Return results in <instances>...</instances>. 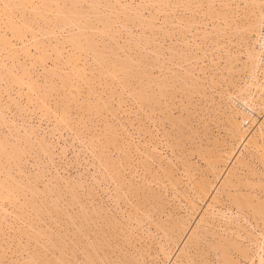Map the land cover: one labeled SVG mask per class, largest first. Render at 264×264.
<instances>
[{"label": "rangeland", "instance_id": "rangeland-1", "mask_svg": "<svg viewBox=\"0 0 264 264\" xmlns=\"http://www.w3.org/2000/svg\"><path fill=\"white\" fill-rule=\"evenodd\" d=\"M23 1L29 7L18 10L17 17L6 18L0 14V185L4 189L0 190V197H6L2 200L3 203L0 201V242L3 241L6 230L14 225L17 230L34 229V236L36 233L42 234L45 239L41 242L45 246L51 245L47 256L51 260L63 258L62 260L85 262L88 256L87 261H100L99 258L102 259L101 262L134 261L145 257L167 262L162 256L163 250L164 253L169 249L174 252L169 256L168 261H171L178 250L186 245L184 249H187L186 257L189 255V258L187 257L186 262L183 259L182 264H205V261L206 264H219V253L214 252L212 246L217 244L220 235L230 242L235 237V230L238 229L240 234L246 228L244 230L249 229V233H254L259 238L255 222H251V219L249 221L248 217L246 220L241 218L236 208L229 206V200H224V194L237 192L231 188L225 190V193L219 190L217 199L219 198L220 204L217 202L213 204V208L206 209L207 213L213 211V214H207L206 222L197 227V242L201 245L196 243L197 246L188 245L187 248L186 244L189 240L187 237L192 232L190 230H193L196 220L205 210L203 208H206L209 196L211 198L214 194L218 180L224 177L223 171L227 172L230 167L233 161L230 158L233 159L238 151L239 146L228 126L229 117L236 121L240 119V127L248 123L246 128L242 127L247 134L264 118L263 56L259 54L260 62L253 67L249 66V60L244 54L250 50H259L257 46L264 37L260 27L255 26L247 33L249 38L242 60L228 62L226 66L214 63L213 58L218 62L220 54L218 51L214 52L212 47H208L206 53L201 51L198 56L188 59L178 55L174 50L182 49L183 42L172 40L169 30H159L151 20L128 24L126 18L135 10L112 7L156 1L157 4L182 3L186 0H52L48 5L41 0H30V3L29 0ZM23 1L0 0V5H23ZM249 1L251 0H214L216 3L252 5L253 0L252 4ZM36 5L42 7H33ZM240 9H233L231 12L244 16L251 11L254 17L257 13L255 8ZM166 11L170 10H153L152 16H163ZM2 12L3 9L0 8V13ZM242 23L240 26H244ZM189 59H192L191 63ZM244 60L247 61L244 65L246 68L242 67ZM72 64L74 65L70 66ZM225 76L228 80L221 86ZM230 81L236 85V89H233ZM241 88L252 96V112L238 100L237 92ZM228 94L229 98L233 95L232 102L227 97ZM247 103L251 105L249 101ZM244 110L249 115L254 112L253 115L258 117L253 116L255 125L249 120L241 122ZM223 113L227 114L225 116L228 120L223 119ZM215 140L222 144L217 141L215 144ZM257 140L264 148V142ZM197 145L206 148L203 152L207 151L205 154L208 158L209 155L210 158L214 157L217 151H233L227 162L218 165V180L213 181L209 165L200 159L208 158L203 153L200 155L202 148ZM195 150L202 157H197ZM250 151H242L241 158L249 166L243 167L241 173L236 172V175L243 174L242 181L248 179L256 182L258 179L264 182V162L257 159L260 153ZM224 153L219 155L226 158ZM187 166L190 167L186 168ZM159 167L166 170L162 172L163 175ZM223 167H227V170ZM167 172L177 180L176 183L171 182L173 179ZM250 172L255 175L251 176ZM165 177L171 179L166 180ZM198 177L201 180L205 177L207 179L204 180L213 184V189L211 187L207 192L206 200L202 203L194 201L193 196V179L200 181ZM6 189L11 190L13 197ZM178 194H182L185 200L190 197L189 200L194 201L193 211L188 210L190 207L186 204L187 200H183ZM154 195L160 196L156 198L157 201L151 198ZM175 220L181 221L183 229L187 230L182 232L183 235L178 236L177 230L168 225V222L176 223ZM186 220L188 221L184 226ZM159 222L162 229L170 226L164 229L171 231L167 232L172 238L167 237L168 233L164 230L157 228ZM154 223L157 225L154 226ZM237 224L240 228L244 227L239 229L235 226ZM202 227L204 231L206 229L208 233L211 232L210 235L216 236L210 238L206 231L205 235ZM229 229H234V233ZM242 235L244 236V232ZM210 241L211 243H206ZM248 243L246 241L248 250L253 249L254 246ZM159 245L163 247L160 248ZM234 256L232 253V258H239Z\"/></svg>", "mask_w": 264, "mask_h": 264}, {"label": "snow or ice", "instance_id": "snow-or-ice-1", "mask_svg": "<svg viewBox=\"0 0 264 264\" xmlns=\"http://www.w3.org/2000/svg\"><path fill=\"white\" fill-rule=\"evenodd\" d=\"M29 7L21 4H3L0 13L6 18H15L20 9ZM42 7V6H33ZM61 7V6H57ZM71 7V6H63ZM112 7L135 10L133 14L126 18L128 23H139V21L151 20L153 26L159 30H169L170 38L177 42H183L182 49H175L178 55L188 59L198 56L201 51L207 52L208 47H212L214 52H219L220 60L214 63L226 65L228 62L243 58V49L247 44V33L254 29L258 19L259 27L264 32V0H260L259 17L254 14L241 16L238 13H232L233 9L255 8L256 5H234L230 3H216L214 0H186V2L177 3H146V4H121ZM166 11L163 16H152L153 10ZM245 25L240 27V23ZM264 56V48H262ZM189 59V63H191ZM244 63H247L246 61ZM234 67V65H233ZM227 81V77L221 81V86ZM151 103V101H148ZM107 105H105V108ZM164 114L161 113L163 120ZM114 119V118H113ZM249 219L257 217V212L251 206L247 209ZM258 223L264 226V204L261 205L258 213ZM31 231L17 230L15 226L8 228L5 232L3 241L0 242V264H171V261H163L154 258L140 257L134 261L126 260H105V261H87L79 260H51L47 256L51 245L45 246L41 241L45 237ZM264 232V227L261 228ZM15 232V235L13 234ZM235 250L236 257H243L249 254L246 247V240L242 236H235L229 242V250ZM150 250V246H149ZM261 251L264 253V244L261 245ZM179 264V262H177ZM226 264H247L246 260L234 258ZM254 264V261L252 262ZM261 264H264V255L261 257Z\"/></svg>", "mask_w": 264, "mask_h": 264}, {"label": "bare ground", "instance_id": "bare-ground-1", "mask_svg": "<svg viewBox=\"0 0 264 264\" xmlns=\"http://www.w3.org/2000/svg\"><path fill=\"white\" fill-rule=\"evenodd\" d=\"M23 1V0H22ZM38 1V0H37ZM36 1V2H37ZM45 5H48L50 2H52V0H41ZM230 1V0H229ZM42 2H41V4H42ZM58 2V1H57ZM100 2V1H99ZM157 2V1H156ZM155 2V3H156ZM219 2V1H218ZM224 2H226V1H224ZM239 2V1H238ZM245 2H248V1H245ZM252 2V0L251 1H249V3H251ZM25 3H27V2H25V1H23L22 2V4L23 5H25ZM29 3H30V0H29ZM53 3L55 4V2L53 1ZM80 3V2H79ZM153 3V2H152ZM221 3V2H220ZM259 3H260V0H253V4L254 5H256V7H255V9H257V13L255 14V18H258L259 17V13H260V8H259ZM76 4V3H75ZM235 4H236V2H235ZM247 4V3H246ZM252 4V3H251ZM32 5V4H31ZM237 5H238V3H237ZM242 5H244V3L242 4ZM250 5V4H249ZM29 6V5H28ZM37 6V5H36ZM51 6V5H50ZM37 8V7H36ZM2 9V8H1ZM55 10V9H54ZM59 10V9H58ZM58 10H57V14H58ZM63 10V9H62ZM240 10H242V9H240ZM250 10V9H249ZM52 11V10H51ZM164 11V10H163ZM245 11V10H244ZM254 11V10H253ZM60 12V11H59ZM25 13V12H24ZM29 13V12H28ZM36 13V12H35ZM73 13H74V11H73ZM110 13V12H109ZM242 13V12H241ZM252 13H254V12H252ZM60 14V13H59ZM58 14V15H59ZM250 14H251V11H250ZM76 15V14H75ZM78 15V14H77ZM34 16V15H33ZM79 16H80V14H79ZM35 18V17H34ZM33 18V19H34ZM2 19V18H1ZM68 21V20H67ZM70 21V20H69ZM79 21H80V19H79ZM74 23H76V22H74ZM129 24V23H128ZM243 24V23H242ZM125 25V24H124ZM242 26V25H241ZM240 26V27H241ZM245 26V25H244ZM244 26H242V27H244ZM255 26H257V28L259 27V22H258V19L256 20V24H255ZM12 27V26H11ZM75 27V26H74ZM92 28V27H91ZM90 28V29H91ZM256 28V27H255ZM23 29V28H22ZM81 29V28H80ZM104 29V28H103ZM19 30V29H18ZM257 30V29H256ZM105 32V31H104ZM262 32V31H261ZM256 33V32H255ZM36 34V33H35ZM249 34V33H248ZM1 36V35H0ZM264 36V34L262 35V37ZM87 37V36H86ZM261 37V36H260ZM261 37V38H262ZM249 38V37H248ZM251 40V39H250ZM262 40V42H260L259 43V46H257V47H259V50H256V51H252V50H250V51H247L246 53H244V54H246V58H248L247 60H249V66L251 65V66H253L254 67V65H257V63L258 62H260L259 60V58H260V56H259V54L260 53H262V48H264V37L261 39ZM85 41H86V39H85ZM90 41V40H89ZM257 45H258V43H257ZM258 49V48H257ZM95 50V49H94ZM243 50H245V47H244V49ZM255 50V49H254ZM245 52V51H244ZM168 54V53H167ZM101 55V54H100ZM74 56V55H73ZM94 56V55H93ZM97 56V55H96ZM95 56V57H96ZM94 57V58H95ZM176 57V56H175ZM99 58H101V57H99ZM245 58V57H244ZM192 60V59H191ZM262 60H264V56H263V58H262ZM93 61H95V60H93ZM103 61V60H102ZM102 61H100V62H102ZM233 61H237V60H233ZM244 61H246V60H244ZM71 62V61H70ZM121 62V61H120ZM247 62V61H246ZM73 63V62H72ZM103 63V62H102ZM105 63V62H104ZM235 63V62H234ZM262 63V62H261ZM78 64V63H77ZM106 64H107V62H106ZM233 64V63H232ZM264 64V63H263ZM66 65V64H65ZM74 64H72V65H70V66H73ZM123 65V64H122ZM121 65V66H122ZM177 65V64H176ZM245 63H243V68H246L245 66ZM119 66V65H118ZM124 66V65H123ZM227 66V65H226ZM248 66V65H247ZM263 66V65H262ZM74 67H76V66H74ZM125 67V66H124ZM253 67H252V69H251V71L253 70ZM153 68V67H152ZM230 68H232V67H230ZM250 68V67H249ZM23 69V68H22ZM68 69H70V68H68ZM76 69V68H75ZM80 69V68H79ZM103 69V68H102ZM112 69H114V67L112 68ZM186 69H187V67H186ZM238 69V68H237ZM236 69V70H237ZM263 69V68H262ZM73 70V69H72ZM159 70V69H158ZM227 70V69H226ZM232 70V69H231ZM244 70V69H243ZM242 70V71H243ZM256 70H257V68H256ZM23 71V70H22ZM78 71V70H77ZM235 71V70H234ZM241 71V70H240ZM250 71V72H251ZM254 71H255V68H254ZM259 71H261V70H259ZM187 72V71H186ZM249 72V71H248ZM71 73H72V71H71ZM118 73H119V71H118ZM171 73V72H170ZM188 73V72H187ZM264 73V72H263ZM76 74V73H75ZM110 74H112V73H110ZM125 74V73H124ZM234 74H236L235 72H234ZM252 74V73H251ZM253 74H256V73H253ZM258 74V73H257ZM22 75V74H21ZM70 75V74H69ZM68 75V76H69ZM78 75V74H77ZM100 75V74H99ZM127 75V74H126ZM264 75V74H263ZM79 76V75H78ZM103 76V75H102ZM238 76V75H237ZM249 76V75H248ZM255 76V75H254ZM250 77V76H249ZM74 78V77H73ZM124 78V77H123ZM238 78V77H237ZM246 78V77H245ZM257 78V75H256V77H255V79ZM19 79V78H18ZM65 79H66V77H65ZM186 79V78H185ZM190 79V78H189ZM224 79V78H223ZM68 81H69V79H67ZM66 80V81H67ZM228 80V79H227ZM253 80V79H252ZM262 80V79H261ZM177 81V80H176ZM189 81H191V80H189ZM235 81V80H234ZM248 81V80H247ZM256 81V80H255ZM260 82V81H259ZM258 82V83H259ZM19 83V82H18ZM70 83H71V81H70ZM195 83H196V80H195ZM214 83V82H213ZM253 83V82H252ZM23 84V83H22ZM22 84H20L21 86H22ZM159 84V83H158ZM229 84V83H228ZM230 84H232V86H234L233 84L234 83H231V81H230ZM248 84V83H247ZM255 84V83H254ZM12 85V84H11ZM19 85V86H20ZM27 85H29V84H27ZM186 85V84H185ZM196 85V84H195ZM241 85V84H240ZM260 85V84H259ZM263 85H264V82H263ZM23 86H24V84H23ZM64 86V85H63ZM188 86H189V83H188ZM198 86V85H197ZM231 86V85H230ZM244 86H245V84H244ZM249 85H247V87H248ZM254 86H256V85H254ZM253 86V87H254ZM124 87H125V85H124ZM190 87H192V85L190 86ZM251 87V86H250ZM257 87V86H256ZM262 87V86H261ZM21 88V87H20ZM30 88V87H29ZM61 88H63L62 86H61ZM70 88V87H69ZM176 88V87H175ZM197 88V87H196ZM199 88H200V86H199ZM237 88H238V86H237ZM259 88H260V86H259ZM258 88V89H259ZM64 89V88H63ZM68 89V88H67ZM128 89V88H127ZM233 89H236V85L234 86V88ZM253 89H255V87L253 88ZM71 90V89H70ZM69 90V91H70ZM124 90V89H123ZM180 90V89H179ZM196 90H199V89H196ZM249 90H250V88H249ZM26 91V90H25ZM137 91V90H136ZM195 91V90H194ZM232 91V90H231ZM247 91V90H246ZM244 89L242 90V88H241V90L239 89L238 90V92H237V95L239 94V101H240V104L241 103H243L245 106H247V108L249 109V110H251V112H252V110H254L253 109V100H252V96H250V94H247V92H246ZM29 92V91H28ZM138 92V91H137ZM243 92V93H242ZM254 91L252 90V93H253ZM260 92H262V91H260ZM204 93V92H203ZM228 93V92H227ZM226 93V94H227ZM231 93V92H230ZM259 93V92H258ZM263 93V92H262ZM31 94H32V92H31ZM73 94V93H72ZM194 94V93H193ZM264 94V93H263ZM74 95V94H73ZM162 96V95H161ZM229 94H228V98H229ZM235 96V95H234ZM37 97V96H36ZM74 97V96H73ZM147 97V96H146ZM225 97H226V95H225ZM231 97H233V95L231 96ZM229 98L230 99V101H231V99L232 98ZM255 97V96H254ZM253 97V98H254ZM86 98V97H85ZM138 98V97H137ZM256 98H258V96H256ZM146 99V98H145ZM148 99V98H147ZM223 99V98H222ZM237 99H236V102H237ZM139 100V99H138ZM233 100H235V98L233 99ZM247 101H249L250 102V104L251 105H249L248 103H247ZM260 101H261V99H260ZM260 101H259V103H260ZM142 102V101H141ZM232 102V101H231ZM230 102V103H231ZM224 103H225V101H224ZM235 103V102H234ZM238 103V102H237ZM262 103V102H261ZM263 103H264V101H263ZM239 104V103H238ZM243 104H241V105H243ZM39 105V104H38ZM217 105H219V104H217ZM249 105V106H248ZM45 106V105H44ZM235 106V105H234ZM238 106V105H237ZM261 106V105H260ZM64 107V106H63ZM236 107V106H235ZM239 107V106H238ZM262 107V106H261ZM260 107V108H261ZM67 108V107H66ZM226 108V107H225ZM231 108V107H230ZM242 108H243V106H242ZM244 109H245V107H244ZM258 109V108H257ZM262 109V108H261ZM261 109H260V111H261ZM247 110V109H246ZM249 110H247V111H249ZM223 111V110H222ZM256 111V110H255ZM194 112H195V110H194ZM224 112H225V110H224ZM228 112V111H227ZM244 112L245 113H242L243 115L240 117L241 118V122H244L245 120H249V121H251V123L252 124H254V119H253V116L255 117V115H253V114H255L254 112H253V114L251 115H249V113L247 114L246 113V111L244 110ZM202 113V112H201ZM220 113H222V112H220ZM230 113V112H229ZM259 113V112H258ZM258 113H256V114H258ZM44 114V113H43ZM188 114V113H187ZM232 114V113H231ZM262 114V113H261ZM194 115V114H193ZM218 115V114H217ZM225 115H227V114H224L223 113V119H227V116H225ZM236 115V114H235ZM241 115V114H240ZM263 115H264V113H263ZM191 116V115H190ZM231 116V115H230ZM250 116H252V117H250ZM79 117V116H78ZM198 117V116H197ZM229 117V116H228ZM236 117V116H235ZM234 117V118H235ZM48 118V117H47ZM199 118V117H198ZM230 118V120L229 121H227V122H229V125L228 126H230V132H231V134H232V137L233 138H235V141H236V145H238L239 146V148H238V151L235 153V157L233 156V159L232 158H230L231 157V155L233 154V151L231 152H227V153H224L223 151V153L224 154H226V158H222L220 155H219V153L220 154H223L221 151L219 152V151H217L216 152V154L214 155L212 152H208V153H212L213 155H214V157H211L210 158V155H209V158L207 157V155L205 154V152H207V151H204L203 152V150H206V148L204 147V149L202 148V146L200 147V146H198V147H200V149L202 148V152L200 151V155L203 153V154H205L206 155V158H208V159H204L202 156H200V155H197L198 153L196 152V150H195V153H196V155H197V157H202V158H200V159H203V160H201V161H206L205 163H206V165L208 164L209 165V169H211V173H210V170H208V173H210L211 174V176H212V179H213V181H216V179L218 180V175L220 176V171L218 170V165L220 164V163H225V162H227V159H229L230 158V160H233L232 162H231V165H230V167L228 168V170L225 168V167H223V168H225L226 170H227V172H224L223 171V175H224V177L222 178V179H220V181L218 180V182H219V184L217 183V185L218 186H215V189H214V194L212 195V194H210V195H212V197L210 198V196H209V202L207 203L206 201H205V203H207V204H205V206H206V208H203V209H205V210H203V213L201 214V215H199L200 217L196 220V224H195V227L193 228V230H190V231H192L191 233H190V231L188 230V232L190 233L189 234V236L187 237V239H189L188 241H187V248H188V245L190 246L191 245V247L192 246H197V244L196 243H198L197 241H199V240H197V235H198V233H196V230L198 229L197 227H198V225H202L203 223H205L206 221V218H207V214H210V213H212L213 214V211H211L210 213H207V211L208 210H206V209H208V208H213V204H215V203H219V201H218V199H217V197H218V191L220 190L221 192H223L224 191V193L226 192L225 190H228V189H231V188H234V189H236L237 190V192H235V194L233 193V191H232V195L230 194V195H228L229 194V192H228V194L226 193V194H224V193H222V194H224L223 195V197H226V198H224V200L225 199H227V201L229 200V206H233L234 208H236V210L238 211L237 213L239 214L240 213V215H241V218H243L244 220H246L247 218L246 217H248L249 218V215H248V213H247V209L249 208V206H251L253 209H255V211L257 212V217H252L251 218V222H252V220H253V222H255V225L258 227V229H259V232H258V236H259V238L258 237H255V235H254V233H253V235H252V233L250 232H248V230L246 231V230H244V229H246V228H244V229H242L243 227H244V225L242 226V228H240V225L239 224H237V225H235V226H237V227H239V229H242V231H241V233L239 234V232H238V229L237 230H235V233L233 232V230H230V231H232L233 233H234V236H242V237H244L245 238V240L246 241H248L249 243L248 244H250L251 243V245L252 246H254V250L252 249H249V254L247 255V256H243V257H239L240 259H243V260H246V261H248V263L249 264H252V262L254 261V264H261V257H262V255H264V253H262V251H261V245L262 244H264V232H262L261 231V228L262 227H264V226H262V225H260L259 223H258V213H259V209H260V207H261V205L262 204H264V182L262 181H260V180H258L257 179V181L255 182H251L250 180V182L248 181V179H245V180H241V177H242V175H238V173H237V175H236V172H239L243 167L245 168L246 166H247V164L245 165L244 164V162H245V160H242V158H241V156H242V151H245V152H247L248 150L250 151H255L256 152V154L257 153H260L259 154V156H257L256 158L258 159V160H260V162L262 161V162H264V148L262 147V145L260 144L259 145V143H258V140L257 139H260V140H262L263 142H264V118L263 117H261V118H263L262 119V121L261 122H259V124L257 125H255L256 126V128L255 127H253V128H255L254 130L252 129V132L250 131V133H246V131L245 130H243L244 128H242V127H245V125H246V127H247V125H248V123L247 124H245L244 126H242V127H240V122H238V121H236V119H232V117H229ZM238 118V117H237ZM255 118H258V117H255ZM196 119V118H195ZM213 120V119H212ZM228 120V119H227ZM256 120V119H255ZM170 121H171V119H170ZM169 121V122H170ZM218 121V120H217ZM248 121V122H249ZM257 121V120H256ZM255 121V122H256ZM226 122V121H225ZM227 122H226V124H227ZM257 122V123H258ZM171 123H173V121L171 122ZM250 123V122H249ZM250 123V124H251ZM188 125V124H187ZM250 126V125H249ZM245 127V128H246ZM227 128V127H226ZM242 128V129H241ZM252 128V127H251ZM193 130V129H192ZM249 130H251V129H249ZM248 131V130H247ZM229 132V131H228ZM187 133V132H186ZM189 134V133H188ZM230 135V134H229ZM189 136V135H188ZM187 136V137H188ZM166 137V136H165ZM191 140V139H190ZM219 142L220 143V145L222 144V142L221 141H218V140H215V144L217 143V142ZM214 142V141H213ZM211 143V142H210ZM218 143V144H219ZM260 143H261V141H260ZM214 144V143H213ZM213 144H212V146H213ZM225 144H227V143H225ZM229 145V144H228ZM211 146V145H210ZM230 146V145H229ZM237 146V147H238ZM197 147V148H198ZM214 148H215V145H214ZM220 149H222V147L220 148ZM157 150V149H156ZM237 150V149H236ZM197 151H198V149H197ZM198 151V152H199ZM228 151V150H227ZM234 151H235V148H234ZM250 151V152H251ZM12 152H13V150H12ZM211 154V155H212ZM249 154V153H248ZM11 155H13V154H11ZM10 155V156H11ZM212 155V156H213ZM252 155H254V154H252ZM8 156V155H7ZM174 156V155H173ZM176 157V156H175ZM223 157H225V156H223ZM247 157V156H246ZM249 157V156H248ZM10 158V157H9ZM14 158V157H13ZM178 158V157H177ZM250 158V157H249ZM255 158V160H257ZM12 159V158H11ZM179 159V158H178ZM253 159V158H252ZM182 160V159H181ZM184 160V159H183ZM247 160V159H246ZM244 161V162H243ZM181 162V161H180ZM185 163H186V161H184ZM248 162V161H247ZM259 162V161H258ZM15 163V162H14ZM13 163V164H14ZM229 163V162H228ZM183 163H181V165H182ZM260 164V163H259ZM187 165V164H186ZM205 165V166H206ZM207 165V166H208ZM226 165V164H225ZM228 165V164H227ZM119 166H121V165H119ZM191 166V165H190ZM190 166H187L186 168H188V167H190ZM207 166H206V168H207ZM222 166V165H221ZM249 166V165H248ZM247 166V167H248ZM262 166V165H261ZM246 167V168H247ZM250 167H251V165H250ZM248 168V169H251V168ZM108 168V167H107ZM164 168V167H163ZM167 168V167H166ZM186 168H184V169H186ZM197 168H199V167H197ZM196 168V169H197ZM243 168V169H244ZM253 168V167H252ZM112 169V168H111ZM159 169H160V171H161V173L163 172V171H166L165 169H162V168H160L159 167ZM195 169V170H196ZM222 169V168H221ZM254 169V168H253ZM114 170V169H113ZM168 170V169H167ZM188 170V169H187ZM168 171H170V170H168ZM191 171V170H190ZM251 171V170H250ZM256 171V170H255ZM170 172H173V171H170ZM168 173L167 172V175L168 176H170V177H172L171 176V173ZM182 172V171H181ZM245 172L246 173H248V171H246L245 170ZM254 172V171H253ZM253 172H250V173H252V174H250L251 176H254L255 175V173H253ZM258 172V171H257ZM256 172V173H257ZM263 172H264V170H263ZM185 173V172H184ZM225 173V174H224ZM240 173H241V171H240ZM243 173V172H242ZM1 174V173H0ZM56 174V173H55ZM113 174V173H112ZM166 174V173H165ZM173 174V173H172ZM192 174V173H191ZM259 174V173H258ZM162 175H163V173H162ZM193 175V174H192ZM206 175V174H205ZM248 175V174H247ZM157 176V175H156ZM187 176H189V175H187ZM201 176V175H200ZM258 176V175H257ZM261 176V175H260ZM10 177V176H9ZM182 177V176H181ZM184 177H185V175H184ZM189 177H191V176H189ZM167 177H165L164 179H166ZM186 178H188V177H186ZM199 178V177H198ZM245 178V177H244ZM250 178H252V177H250ZM9 179V178H8ZM15 179V178H14ZM167 179H169V178H167ZM166 179V180H167ZM171 179V178H170ZM169 179V180H170ZM172 179H173V181H171V182H174L175 181V183L177 182V180H174V177H172ZM183 179V178H182ZM204 179H207V178H205V177H203V179L201 180V178H199V180L200 181H198V180H196V181H198V182H196L195 181V179H193V187H194V197H195V199H194V197H192L193 199H194V201L195 200H197L198 202H200V203H202V202H204V200H206L205 199V196L207 195V192L211 189V187H212V189H213V184L212 183H210L208 180L206 181V180H204ZM262 179H263V177H262ZM7 180V179H6ZM152 180H154V179H152ZM158 181V180H157ZM189 181H191V180H189ZM21 182V181H20ZM168 182V181H167ZM186 182H187V180H186ZM3 183V182H2ZM160 183V182H159ZM191 183V182H190ZM8 184H9V182H8ZM170 184V183H169ZM172 184V183H171ZM211 184H212V186H211ZM214 184H216L215 182H214ZM10 185V184H9ZM21 185V184H20ZM179 185V184H178ZM182 185V184H181ZM189 185V184H188ZM187 185V186H188ZM170 187H171V185H169ZM172 186H174V185H172ZM186 186V187H187ZM190 186V185H189ZM188 186V187H189ZM16 187V186H15ZM14 187V188H15ZM176 187V186H175ZM191 187V186H190ZM190 187H189V189H190ZM184 188V187H183ZM4 190L3 189V186H1L0 185V190ZM30 189V188H29ZM187 189V188H186ZM1 190V191H2ZM8 192V194L9 195H13L12 194V192H11V190H9V189H6ZM179 190V189H178ZM244 190L246 191V192H244ZM13 191V190H12ZM184 191V190H183ZM182 191V192H183ZM190 191H192V190H190ZM174 192H175V190H174ZM211 192V191H210ZM5 193H6V191H5ZM132 193V192H131ZM176 193H177V191H176ZM184 193V192H183ZM182 193V194H183ZM212 193H213V191H212ZM173 194V193H172ZM171 194V195H172ZM182 194L181 195H179L178 194V196H181V198H183V200H185L184 199V197L182 196ZM184 194H187V193H184ZM0 195H2V194H0ZM125 195V194H124ZM155 195H158V194H155ZM155 195H154V197H151V198H157V197H160V196H157V197H155ZM209 195V194H208ZM16 196H17V194H16ZM16 196H15V198H16ZM123 196V195H122ZM174 196V195H173ZM172 196V197H173ZM187 196V195H186ZM191 196H192V194H191ZM221 196V195H220ZM13 197V196H12ZM175 197V196H174ZM208 197V196H207ZM4 198H6V197H4ZM4 198L3 197H0V201L3 203V201L2 200H4ZM150 198V199H151ZM185 198H187V197H185ZM190 198V197H189ZM189 198H188V200H189ZM12 199H14V198H12ZM158 199V198H157ZM157 199L155 200V201H157ZM176 199V198H175ZM177 199H178V197H177ZM192 199V200H193ZM187 200V199H186ZM185 200V201H186ZM186 201V204H188V206L190 207H188L187 206V208H189L188 210L191 212V211H193V208H194V201L193 202H191L190 200L189 201ZM12 201V200H11ZM222 201V200H221ZM226 201V202H227ZM129 202V201H128ZM158 202H160V201H158ZM188 202V203H187ZM1 203V204H2ZM8 203H10V202H8ZM164 203H165V201H164ZM193 203V204H192ZM196 203V202H195ZM14 204V203H13ZM157 204V203H156ZM220 204V203H219ZM11 205V204H10ZM150 205V204H149ZM161 205V204H160ZM14 206V205H13ZM52 206V205H51ZM156 206V205H155ZM204 206V207H205ZM218 206V205H217ZM25 207V206H24ZM162 207V206H161ZM186 207V206H185ZM185 207H184V209H185ZM198 206L196 205V209H198L197 208ZM200 208V207H199ZM36 209V208H35ZM183 209V210H184ZM230 209V208H229ZM24 210V209H23ZM138 210V209H137ZM136 210V211H137ZM154 210V209H153ZM5 211V210H4ZM197 211V210H196ZM44 212V211H43ZM195 212V211H194ZM194 212H192V213H194ZM220 212V211H219ZM226 212V211H225ZM229 212V211H228ZM168 213V212H167ZM197 213V212H196ZM200 213V212H199ZM16 214V213H15ZM187 214V213H186ZM195 214V213H194ZM216 214V213H215ZM218 214V213H217ZM216 214V215H217ZM188 215V214H187ZM206 215V216H205ZM211 215V214H210ZM219 215V214H218ZM12 216V215H11ZM110 216V215H109ZM189 216V215H188ZM194 216V215H193ZM225 216V215H224ZM231 216V215H230ZM229 216V217H230ZM197 217H198V215H197ZM183 218H185V217H182V219ZM211 218V217H210ZM209 218V219H210ZM214 218V217H213ZM109 219V218H108ZM179 219V218H178ZM177 219V220H178ZM192 219V218H191ZM177 220H175V222L176 223H171V224H169L170 222H168V225H170L171 226V228L172 229H175V230H177V232L178 233H176V234H178V236H180L181 234H182V232L183 231H187V230H184L183 229V223H180V222H177ZM213 220V219H212ZM219 220V219H218ZM19 221V220H18ZM188 220H186L185 222H184V226H185V223L187 222ZM249 221H250V219H249ZM151 222V221H150ZM194 222H195V220H194ZM193 222V223H194ZM219 222V221H218ZM223 222V221H222ZM221 222V223H222ZM245 222V221H244ZM73 223V222H72ZM87 223V222H86ZM153 223V222H152ZM167 223V222H166ZM189 223V222H188ZM191 223V222H190ZM226 223V222H225ZM228 223V222H227ZM235 223H236V221H235ZM242 223V222H241ZM155 224V225H154ZM153 225L154 226H156L157 224L156 223H154ZM160 224V222L158 223V225ZM162 224H163V222H162ZM161 224V225H162ZM208 224V223H207ZM212 224H213V221H212ZM247 224V223H246ZM250 224V223H249ZM248 224V225H249ZM152 225V224H151ZM158 225H157V228L158 229H162V227H160V225H159V227H158ZM193 225V224H192ZM219 225V224H218ZM233 225V224H232ZM231 225V226H232ZM239 225V226H238ZM251 225V224H250ZM249 225V226H250ZM254 225V226H255ZM169 226V227H170ZM188 226V225H187ZM209 226H211V225H209ZM253 226V227H254ZM168 226H167V228H165V227H163V229H162V231L164 230L165 231V233H168L167 231H169V232H171L170 230H165V229H168L169 228ZM218 226H216V228H217ZM252 227V228H253ZM26 228V227H25ZM165 228V229H164ZM227 228V227H226ZM190 229V228H189ZM192 229V228H191ZM200 229V228H199ZM236 229V228H235ZM214 230V229H213ZM227 230V229H226ZM228 230V231H229ZM95 231V230H94ZM161 231V232H162ZM201 231V230H200ZM202 231H204L203 230V227H202ZM205 231H206V229H205ZM203 232V233H205V235H206V232L208 233V231H206V232ZM250 231V230H249ZM160 232V233H161ZM242 232H244V236L242 235ZM256 232V231H255ZM163 234H164V236H165V233L164 232H162ZM172 233L174 234V232L172 231ZM218 233H219V231H218ZM170 233H168V235H167V237H169V236H171V235H169ZM209 235L211 234V232L210 233H208ZM215 234V233H214ZM222 234V233H221ZM228 234H229V232H228ZM227 234V235H228ZM257 234V233H256ZM183 235V234H182ZM188 235V233H186V236ZM200 235H202V233L200 234ZM205 235H203V237L205 236ZM161 236H163V235H161ZM211 236H216V235H210V238H211ZM52 237V236H51ZM166 237V238H167ZM175 237V236H174ZM185 237V236H184ZM203 237L202 236H200V238H202V240H203ZM222 236L220 235V238H221ZM229 237V236H228ZM227 237V238H228ZM165 238V239H166ZM169 238H172V237H169ZM169 238H168V240H169ZM178 238V237H177ZM209 238V237H208ZM217 238H218V236H217ZM219 238V239H220ZM223 238V237H222ZM222 238H221V242H223V243H221V242H219V239L217 240L216 239V237H215V240H217L218 242H217V244L215 245V246H212V247H214V252L215 251H217L218 253H219V257L218 258H220V261H218L219 262V264H226V262L228 261V260H230V259H234V258H232V253H234L235 252V250L233 249L232 251H230L229 250V241H227V240H224L225 239V236H224V238H223V240H222ZM226 238V239H227ZM230 238H231V236H230ZM230 238H228V239H230ZM96 239V238H95ZM175 239V238H174ZM174 239H172V240H174ZM181 239V238H180ZM199 239V238H198ZM232 239V238H231ZM233 239H234V237H233ZM58 240V239H57ZM184 240V239H183ZM201 240V239H200ZM204 240H206V239H204ZM209 240V239H208ZM215 240H213V242L215 241ZM177 241V240H176ZM181 241V240H180ZM180 241H178V242H180ZM212 241V240H211ZM211 241L210 242H206V243H211ZM231 241V240H230ZM57 242V241H56ZM59 242V241H58ZM94 242V241H93ZM171 242V241H170ZM201 242V241H200ZM176 243V242H175ZM181 243H182V241H181ZM180 243V244H181ZM206 243H205V245H206ZM215 243V242H214ZM213 243V244H214ZM60 243H58V245H59ZM167 244H168V241H167ZM172 244V243H171ZM183 244V243H182ZM200 243H198V245H199ZM55 245V244H54ZM201 245V244H200ZM211 245V244H210ZM67 246V245H66ZM161 245H159V247H160ZM168 246V245H167ZM177 246H181V245H178L177 244ZM183 246V245H182ZM186 246V245H185ZM184 246V247H185ZM209 246V245H208ZM60 247V246H59ZM162 247H163V245H162ZM162 247H160V248H162ZM169 247V246H168ZM170 247H172V246H170ZM174 247H176V246H174ZM184 247H182L180 250H178V252L177 251H175V252H177L176 254H175V256H174V259H172L171 260V264H177V262H179V264H182V260L184 259L185 260V262L187 261V257L189 256H187L186 257V250L184 249ZM199 247V246H198ZM198 247H196V249L198 248ZM212 247H211V249H212ZM248 247H250V246H248ZM61 248V247H60ZM159 248V249H160ZM164 248H166V247H164ZM186 248V247H185ZM195 248V247H194ZM200 248V247H199ZM158 249V250H159ZM167 249H169V248H167ZM176 249H178L177 247H176ZM176 249H174V250H176ZM192 249V248H191ZM194 249H192V251H193ZM198 250V249H197ZM197 250H195V252L197 251ZM199 250H201V248L199 249ZM198 250V252H201V251H199ZM213 250V249H212ZM211 250V251H212ZM59 251V250H58ZM160 251V250H159ZM161 251H162V249H161ZM164 251L165 250H163V254H162V256H164V258H165V260H167L168 261V259H169V256H170V254L172 253V250H170L169 249V251L167 252V250H166V252L167 253H164ZM50 252V251H49ZM54 252V251H53ZM88 252V251H87ZM194 252V253H195ZM90 253V252H89ZM174 253V252H173ZM172 253V254H173ZM53 254V253H52ZM97 254V253H96ZM157 254V253H156ZM188 254H190L189 252H188ZM196 254V253H195ZM65 255V254H64ZM197 255H199V254H197ZM235 255V254H234ZM67 256V255H66ZM87 256V255H86ZM154 256V255H153ZM173 256H172V258H173ZM196 256V255H195ZM201 256H203V254L201 255ZM200 256V258H201V260L203 259L202 257ZM205 256H206V253H205ZM89 257H90V254H89ZM125 257V256H124ZM217 257V256H216ZM235 257V256H234ZM58 258H61V257H58ZM65 258V257H64ZM87 258H88V256H87ZM87 258L85 259V262L87 261ZM158 258V257H157ZM189 258V257H188ZM196 258V257H195ZM194 258V259H195ZM217 258V259H218ZM63 259V258H62ZM90 259V258H89ZM92 259V258H91ZM105 259V258H104ZM171 259V258H170ZM193 259V260H194ZM205 259V258H204ZM216 259V260H217ZM56 260V259H55ZM58 260V259H57ZM99 260L101 261L102 259L101 258H99ZM88 261H91V260H88ZM188 261H189V259H188ZM192 261V260H191ZM190 261V262H191ZM203 261V260H202ZM205 261V260H204ZM203 261V262H204ZM166 262V261H165ZM185 262H184V264H185ZM193 262V261H192ZM188 264V263H187ZM190 264V263H189ZM194 264V263H193ZM196 264V263H195ZM205 264H206V261H205Z\"/></svg>", "mask_w": 264, "mask_h": 264}]
</instances>
